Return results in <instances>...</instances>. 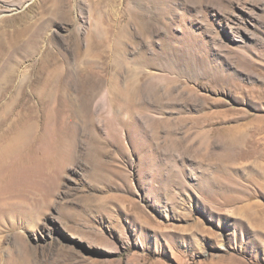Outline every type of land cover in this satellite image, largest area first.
<instances>
[{
	"label": "rangeland",
	"instance_id": "rangeland-1",
	"mask_svg": "<svg viewBox=\"0 0 264 264\" xmlns=\"http://www.w3.org/2000/svg\"><path fill=\"white\" fill-rule=\"evenodd\" d=\"M0 264H264V0H0Z\"/></svg>",
	"mask_w": 264,
	"mask_h": 264
},
{
	"label": "bare ground",
	"instance_id": "bare-ground-1",
	"mask_svg": "<svg viewBox=\"0 0 264 264\" xmlns=\"http://www.w3.org/2000/svg\"><path fill=\"white\" fill-rule=\"evenodd\" d=\"M15 145H17V144H15ZM10 146V145H9Z\"/></svg>",
	"mask_w": 264,
	"mask_h": 264
}]
</instances>
